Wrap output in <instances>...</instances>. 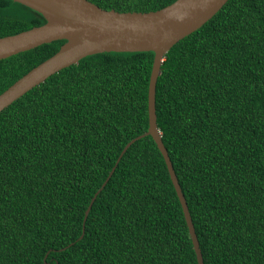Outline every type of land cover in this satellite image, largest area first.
Listing matches in <instances>:
<instances>
[{
    "label": "trees",
    "instance_id": "16d2710c",
    "mask_svg": "<svg viewBox=\"0 0 264 264\" xmlns=\"http://www.w3.org/2000/svg\"><path fill=\"white\" fill-rule=\"evenodd\" d=\"M118 12L176 0H88ZM0 0V38L41 26ZM64 40L0 60V94ZM152 52L101 53L0 112V264H197L148 128ZM161 140L203 264H264V0H228L166 53L155 89ZM84 226V229H83Z\"/></svg>",
    "mask_w": 264,
    "mask_h": 264
},
{
    "label": "water",
    "instance_id": "95a60500",
    "mask_svg": "<svg viewBox=\"0 0 264 264\" xmlns=\"http://www.w3.org/2000/svg\"><path fill=\"white\" fill-rule=\"evenodd\" d=\"M12 1L38 12L45 23L15 35L1 37L0 60L53 41L65 42L54 55L32 68L0 94V112L50 76L78 64L85 57L110 52L154 54L147 90V131L124 146L109 176L86 209L83 224L96 195L105 186L125 151L135 141L150 136L164 160L181 206L197 264H203L186 200L157 127L155 89L166 53L178 41L209 21L228 0H176L166 7L149 12L106 10L88 0Z\"/></svg>",
    "mask_w": 264,
    "mask_h": 264
}]
</instances>
